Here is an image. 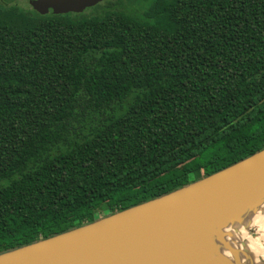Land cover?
Returning a JSON list of instances; mask_svg holds the SVG:
<instances>
[{"label": "trees", "instance_id": "obj_1", "mask_svg": "<svg viewBox=\"0 0 264 264\" xmlns=\"http://www.w3.org/2000/svg\"><path fill=\"white\" fill-rule=\"evenodd\" d=\"M138 1L0 3V253L264 148V0Z\"/></svg>", "mask_w": 264, "mask_h": 264}, {"label": "water", "instance_id": "obj_2", "mask_svg": "<svg viewBox=\"0 0 264 264\" xmlns=\"http://www.w3.org/2000/svg\"><path fill=\"white\" fill-rule=\"evenodd\" d=\"M100 1L31 4L44 14V5L61 8L75 2L74 11L81 12ZM263 197L264 148L159 197L0 253V264H233L211 255L210 249L217 245L233 256L225 242L230 233L222 228L247 229L239 222L240 212L254 213Z\"/></svg>", "mask_w": 264, "mask_h": 264}, {"label": "bare ground", "instance_id": "obj_3", "mask_svg": "<svg viewBox=\"0 0 264 264\" xmlns=\"http://www.w3.org/2000/svg\"><path fill=\"white\" fill-rule=\"evenodd\" d=\"M258 212L260 213V217H257L256 215ZM254 218L256 219V223H252ZM261 218H264V197L262 203H259L254 213H252V211L246 210V208H243L239 215V222L244 226L248 224V227L245 229V231L248 233V236L251 237V240L240 239L239 229L236 230V232L233 230L226 231V229L231 228V226L225 225V227L222 228L223 232L230 233V237L226 238L225 242L230 248L234 249L235 254H233V256H225L224 253L226 251L222 247L216 245L214 246L213 250L209 248L211 255L220 258L222 261H225V263L257 264V262H259V264H264V256L258 255V252L264 251V249L258 247L257 244V238L260 237L258 243L259 245H264V219ZM208 243L209 242H207V244ZM240 243H244L243 248ZM250 243L252 244V248L248 247ZM253 249L256 250L254 251ZM238 251H242V253L240 254Z\"/></svg>", "mask_w": 264, "mask_h": 264}, {"label": "flooded vegetation", "instance_id": "obj_4", "mask_svg": "<svg viewBox=\"0 0 264 264\" xmlns=\"http://www.w3.org/2000/svg\"><path fill=\"white\" fill-rule=\"evenodd\" d=\"M5 1L9 2L6 3ZM35 0H0V3H5V5H15L27 12L30 15H33L35 17H43V18H60L65 20H73L75 21L80 16H89L95 11H100L103 8L107 7H115V6H122L125 7L128 5L129 0H102L96 5L92 7H88L83 9L81 12H76L74 9H77L78 6L74 3L69 4L65 7H49L48 5H44L41 8V11L44 12V14L39 13L32 7V2ZM59 12V13H56Z\"/></svg>", "mask_w": 264, "mask_h": 264}, {"label": "clouds", "instance_id": "obj_5", "mask_svg": "<svg viewBox=\"0 0 264 264\" xmlns=\"http://www.w3.org/2000/svg\"><path fill=\"white\" fill-rule=\"evenodd\" d=\"M256 215H257V217H260V213L259 212ZM261 219H264V218H261ZM252 223H256V219L255 218L253 219ZM249 226H251V225H249ZM226 231H232V229L231 228H228V229H226ZM239 233H240V236H239L240 239H248V240H251V237L248 236V233L245 231V228L243 226H240L239 227ZM259 240H260V237L257 238L258 247H260L261 249H264V245H259V243H258ZM248 247L252 248V244L250 243L248 245ZM253 250L255 251L256 249H253ZM224 255L225 256H228L230 254L227 253V252H225ZM258 255L264 256V251L258 252ZM257 264H259V262H257Z\"/></svg>", "mask_w": 264, "mask_h": 264}, {"label": "rangeland", "instance_id": "obj_6", "mask_svg": "<svg viewBox=\"0 0 264 264\" xmlns=\"http://www.w3.org/2000/svg\"><path fill=\"white\" fill-rule=\"evenodd\" d=\"M131 1V5H130V7H132V10H137L138 8H137V4L139 3V1L138 0H130ZM133 1L135 2V3H133Z\"/></svg>", "mask_w": 264, "mask_h": 264}]
</instances>
